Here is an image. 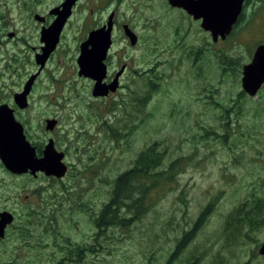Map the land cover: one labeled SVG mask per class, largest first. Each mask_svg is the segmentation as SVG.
<instances>
[{
  "label": "rangeland",
  "instance_id": "obj_1",
  "mask_svg": "<svg viewBox=\"0 0 264 264\" xmlns=\"http://www.w3.org/2000/svg\"><path fill=\"white\" fill-rule=\"evenodd\" d=\"M86 7L82 30L98 22V8L103 20L116 10L117 57L110 69L126 61L128 72L111 97H93L92 82L77 74L84 33L70 29L60 61L55 58L36 84L25 113L31 138L53 137L68 170L50 182L52 206H44L43 224L13 236L9 230L0 243V264H164L171 254L173 264H264L258 254L262 222L242 236L225 228L229 212L253 195L264 196V84L254 96L239 94L242 67L259 39L243 33L213 42L167 0ZM122 22L137 35L135 44L123 34ZM51 72L54 82L47 77ZM47 118L58 120L52 131L44 128ZM153 143L164 168L181 157L172 180L152 193V206L139 219L96 229L114 178ZM2 173L1 205L16 192L22 197L34 189L33 181ZM209 202L203 224L183 243ZM32 206L24 202L21 211L31 217ZM25 221L19 217L18 224Z\"/></svg>",
  "mask_w": 264,
  "mask_h": 264
},
{
  "label": "flooded vegetation",
  "instance_id": "obj_2",
  "mask_svg": "<svg viewBox=\"0 0 264 264\" xmlns=\"http://www.w3.org/2000/svg\"><path fill=\"white\" fill-rule=\"evenodd\" d=\"M119 1L121 0H0V105L6 104L13 110L15 119L23 126L25 138L34 147L35 157L39 158L42 156L43 148L49 139H52L53 142L55 141L51 136L46 138V140L44 137L32 139L31 133L28 130L30 128L31 117L25 115V113L30 109L36 84L45 72L50 69V64L55 58L58 62L60 61V55L64 50L63 48L67 46L65 38L71 28H75L74 30L78 31V36L84 33L78 43V47L76 46L79 51L78 54H80V45L87 38L88 33L93 29L103 26L109 19L108 16L113 14V22L110 30L111 43L104 59L105 75L102 82L109 84L117 76V73H120L117 77L115 90L95 98H109L122 87V78L128 72V63L126 61L120 62L118 68L110 69L112 58L117 57V52L112 53L113 46L117 41L116 29L118 27V20L116 10L111 9L106 19L103 20L102 11L98 8L97 11L100 13L98 22H95L96 24L90 26L89 29L82 30L86 24V20L82 17V12L87 8L86 5H105L108 6L106 8L107 10L109 9V5ZM172 7L176 8L180 12V15L186 19L198 24L200 31H203L211 37L210 32L201 27V18H194L193 15L181 6ZM88 15H93V9L88 11ZM124 24L127 23H121L122 29ZM243 33L251 34L259 39L255 48L259 44H264V0H242L236 21L224 39L232 36H240ZM73 41L76 42L77 39H73ZM130 45L132 44L130 43ZM72 49L74 50V47ZM47 77L49 82H54V75L52 78ZM87 79L93 85V79ZM29 80H31V83L26 94L27 105L24 108H20L15 103L14 95L24 91L25 85ZM52 84H46L47 88L42 95H47L46 91H50ZM55 126L53 129H55ZM1 172H4L13 180H18L23 177L33 181L34 189L22 197L19 192H16L17 195L6 197L2 205L0 202V213L7 212L12 216L11 221L4 226V235L0 237V243L8 238L9 230H13L11 234L13 236V233L20 228H27L32 224L34 226L43 224L44 206H52L53 193L49 187L54 177L46 174L42 170H37L34 173H31L30 170L21 173L11 172L0 160ZM24 202H32L35 204V206H32L31 217L21 211L22 203ZM19 217H23L26 220L22 225L20 223L18 224ZM30 218L31 220H29Z\"/></svg>",
  "mask_w": 264,
  "mask_h": 264
},
{
  "label": "water",
  "instance_id": "obj_3",
  "mask_svg": "<svg viewBox=\"0 0 264 264\" xmlns=\"http://www.w3.org/2000/svg\"><path fill=\"white\" fill-rule=\"evenodd\" d=\"M171 6H181L194 18H201V27L210 32L212 41L224 39L229 34L242 0H167ZM69 5V4H68ZM67 5V6H68ZM112 16L100 28L91 30L87 38L80 45V54L77 58L78 75L93 79L91 94L94 97L108 94L117 86V76L105 84L102 79L105 75L104 59L111 43L110 30ZM124 34L133 45L137 35L127 24L123 25ZM56 39V36H55ZM54 39V41H55ZM49 51V50H48ZM29 80L21 93L14 95L15 103L24 108L27 105L26 94L29 90ZM264 84V44L256 46L250 62L242 67L241 88L249 95L254 96ZM57 120L46 119L45 129L52 130ZM64 152L55 148L52 139L43 148L42 156L35 157L34 147L25 138L23 126L13 115V110L6 104L0 105V160L11 172L21 173L30 170L34 173L42 170L48 175L62 178L68 166L63 160ZM12 216L7 212L0 213V237H3L4 226ZM258 254L264 255V238L259 244Z\"/></svg>",
  "mask_w": 264,
  "mask_h": 264
},
{
  "label": "trees",
  "instance_id": "obj_4",
  "mask_svg": "<svg viewBox=\"0 0 264 264\" xmlns=\"http://www.w3.org/2000/svg\"><path fill=\"white\" fill-rule=\"evenodd\" d=\"M240 91L239 94H244ZM181 157H177L163 167V154L159 151L156 143L145 147L142 152L135 156L132 164L116 175L112 182L110 198L105 202L95 217L96 229L99 230L113 227L126 226L129 221L139 219L143 209L151 208L150 198L160 184L172 180L171 171L175 168ZM165 173H170L165 176ZM54 179V177H53ZM65 187V186H64ZM63 193V191H61ZM56 197V196H55ZM213 202H209L197 216L190 231L182 238L183 243L193 231H197L203 224L206 214ZM243 208L242 210H240ZM264 224V196H252L245 200L232 212H229L225 220V228L235 231L240 236L247 234V230L255 229ZM249 226L248 228H246ZM98 230V231H99ZM79 246L80 244H70ZM175 251L181 248L174 245ZM173 247V248H174ZM67 253L64 252V255ZM176 256L171 254L164 264H173Z\"/></svg>",
  "mask_w": 264,
  "mask_h": 264
}]
</instances>
